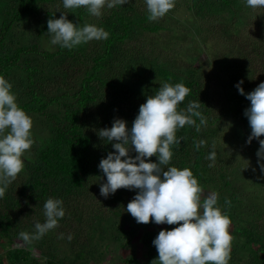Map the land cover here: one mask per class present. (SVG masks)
Instances as JSON below:
<instances>
[{"label":"trees","instance_id":"1","mask_svg":"<svg viewBox=\"0 0 264 264\" xmlns=\"http://www.w3.org/2000/svg\"><path fill=\"white\" fill-rule=\"evenodd\" d=\"M18 1L22 6L15 13V18L19 14L25 16L28 11H37L38 9L37 6L32 5V2L36 0ZM37 2H40L39 5L46 2L54 4L53 10H43L46 24L39 30L40 34L47 30L48 19L59 18L63 12L67 14V18L68 16H75L74 24L78 23L80 26L94 24L104 28L109 33V37L106 40H92L71 50L59 46V50L55 54L49 53L46 49L38 50L36 48L38 45L35 43L32 49L33 52L37 50L34 53H37L40 58L35 57L34 62L30 60V63L27 60L24 62L18 61L19 56L31 51V48L25 46L14 48L9 54H0V75L7 79L11 71L13 72L17 68L18 71L22 70L19 74L22 75L21 73H24L26 77V81L23 83L24 79L19 81V87L26 84L29 89L27 95L29 94L30 99L26 103H22L20 107L25 111L45 114L49 122L50 145L43 150L40 156L41 164L37 163L33 167L37 172V177H31V181L29 176L27 182L33 197H29V201H23V204L29 211L35 210L37 205H42V201L47 200L50 196L63 200L64 208L68 209V215L72 213V215L82 216L80 213L88 207L89 202H97L102 208L105 207L109 213L107 214L104 211L107 215L115 216L119 220L118 224L116 220H114L115 222L111 221L110 224H103V226L96 224V228L101 226L104 232L102 234L107 236V239H112L108 234L110 232L112 234L117 233L122 227L120 218L126 221L129 217L128 215H131L125 209L138 190L120 188L115 194H110L108 198L100 195V181L106 182V178L98 167L89 170V166L94 159L97 160L100 153L107 154L110 151H114V149L110 143H105L101 140L97 132L102 128L111 127L114 118L126 120L127 126L131 128L132 122L139 111L140 103L138 102L143 97L154 94L163 82L171 84L183 82L190 91L185 100L178 105V110L181 108L186 109L189 101H200V111L207 120V124L201 126L199 131L194 126L188 125L177 131V136L184 137V140L181 141L180 145L172 147L173 156L169 166L190 168L201 186L210 184L211 187L219 192H224L225 190L229 195H245L242 189L246 183L240 182L239 179L249 172V170H246L249 160L253 162L252 164L258 165V157L255 152V148L259 146L258 140L253 139L250 144L241 142L242 147L240 146V150L242 151L239 152L241 154H238L237 157H232L237 164H240L238 167L234 166L237 172L235 173V178H239V183L235 181V185L232 184L233 181L229 175L225 176L228 167H224V161L220 162V160L227 159L226 156L228 155L216 149L219 146L217 144L219 137H224V140H226L225 134L221 133V128L218 127V122L226 113L235 120L232 125L233 129L230 128L232 129L231 132L239 137L246 138L244 141H247L248 137L245 136L244 131L250 126L247 117L244 116V110L250 105V101L244 95L239 94L238 90L235 89L229 94L228 98L232 103L228 104L225 112H218L215 107L217 103L206 94L207 85H204V83L202 85L201 80L198 78L199 68L191 67L188 65L190 63H187V61L191 62L193 60L194 57L192 55L187 56L186 65H183L185 67L184 70L162 66L159 63L158 54L153 51L154 48H151L153 53L150 52L145 55L146 45L144 44L145 42H150V38H147L145 34H140L141 28L150 32H155L159 28L164 29L158 22H150L147 18L148 13L143 16L137 13V15H133L135 16L134 18H131L128 16L130 13L129 11L126 12L127 8L124 4L106 8L102 10L103 14L100 17H95L88 13L84 7L65 9L62 0H37ZM181 2L183 6L186 5L187 9L194 12L199 24L195 27L193 25V30L197 32V36L201 40L206 39V41H211L210 38L212 39L215 35V31L210 30L209 27L213 25V20L217 19L218 15L216 12L219 10L226 9L231 14V17L219 18V22L228 26L227 29L223 30L225 33L231 30L229 28L230 25L233 30V26L240 23V20L237 19L238 16H232L233 14L238 15L236 13L238 7L245 6L249 10L248 13L255 10L248 7L245 0H181ZM181 2L180 0H175V6L170 11L177 9ZM259 9L264 13V9ZM253 19L256 20L255 22L259 26L258 30L254 31L257 42L252 43L253 40L250 42L249 39H246L250 48L247 50L241 49L239 56L245 58L243 61L252 58V61L264 62V17L262 20ZM8 26L4 25V29H2L0 34H4ZM259 28H262V33ZM202 30H205V35H202L204 32ZM211 31H213L212 34L210 33ZM207 34H211V37ZM45 35L48 37L47 43H50L49 34L45 33ZM220 59L222 60V56ZM118 62L125 68V73L121 72L120 74L122 75L116 76L120 78L118 89H116L115 84L112 86L113 82H115L114 79L108 78L107 75L111 73V66L114 67ZM120 70L118 69V71ZM43 71L48 73L49 77L52 75L50 86H44V81L40 83L37 81V75L43 73ZM261 71L264 72V65ZM219 72L221 74V70ZM8 80L14 84L13 77L8 78ZM146 84L151 85L152 89H145L144 85ZM252 84L254 82H251V85H242L246 93L255 89L252 88ZM49 87L56 89V92L47 96L42 89H48ZM108 87L109 89H116V91L113 95L108 93L107 98L104 99L102 92L103 89H108ZM149 90H152L151 94L148 93ZM126 101L127 104L124 106L120 104V102ZM131 103L132 105H130ZM136 103L137 106L134 105ZM55 104L58 106L57 113H46L45 109ZM195 119L197 124H199V118ZM228 131L229 127L226 132ZM199 140H204L206 143L197 148L195 145ZM213 144L215 145L217 157L214 166L209 167L211 161L207 159V154L212 150ZM232 148L234 150L236 147ZM130 154L134 156L136 153L132 152ZM148 159L152 162H157L155 155ZM90 176L96 178L97 185L90 181ZM46 184H52L51 189L46 190L43 187ZM26 193L27 189L20 190L21 196ZM20 203L21 201L17 202L21 210H25L22 209L23 205ZM238 207L236 206L237 213H234V217L239 218V220L242 218V213H248L249 219L259 213L255 204L253 206L250 205L247 211H243L242 208L239 209ZM78 219L82 220L81 217ZM249 219L246 220L249 224L248 227L254 229L251 227L252 224ZM14 220L17 221V218ZM81 224L84 225V223H75L67 226L68 231H66V235L61 241H67V244L71 247L75 246V244L78 245V250L85 247L88 241L94 243L92 242L93 237L82 231L85 226L83 227ZM27 225L24 221L18 220V223H14L8 220V222L4 223V229L7 230L11 226L14 231L11 234L17 235L21 231L29 232ZM124 233L130 234V231L127 230ZM68 234L73 236L70 242L67 240ZM10 236V233H6V237L10 238ZM45 236L38 240L40 246L45 243ZM154 238L155 236L144 241L147 246V258L145 260L140 261L134 256H130L126 257L122 264H150L156 254V248L152 244ZM52 242H54V239H52ZM47 249L53 250L54 248L48 246ZM77 254L76 251L75 255ZM48 263L51 264L52 260H49Z\"/></svg>","mask_w":264,"mask_h":264},{"label":"rangeland","instance_id":"2","mask_svg":"<svg viewBox=\"0 0 264 264\" xmlns=\"http://www.w3.org/2000/svg\"><path fill=\"white\" fill-rule=\"evenodd\" d=\"M39 4L40 2H37V0L33 1L32 5L38 7L37 11L30 10L25 16L19 14V16L15 18L14 15L21 9L22 4L20 5L18 0H0V32L4 29V25H9L5 33L0 34L2 35L0 38V54H9L14 48L25 46L31 48V51L19 56L18 61L24 62L27 60L30 63V60L34 62L35 57L40 58L37 53H34L37 52V50L33 52L32 47L35 43L38 45L36 47L38 50L46 49V51L51 54H55L59 50V45L47 43L48 37L45 35L47 30L43 31V34L39 33V30L46 24L43 10H53L54 4L50 2ZM125 6L127 8L126 12L129 11L130 14H128V16L131 18H134L135 16L133 15H137V13L142 14V16L147 13L144 0H129V3L125 4ZM106 8L107 7L104 9ZM175 9L169 11L165 16L155 21L163 26L164 29L159 28L155 32H150L141 28V33H139L145 34L147 38H150V42H145L144 44L146 45L145 55L155 51V53L158 54L159 63L162 66L176 70H184L185 67L183 65H186L187 56L192 55V57H194L193 60L191 62L187 61V63H190L188 65L191 67L199 68L198 70L200 73L198 78L201 80L202 85L203 83L207 85L206 94L217 103L215 107L218 112H225L228 104L232 103L228 99L229 94L237 89L235 84L241 79L244 81L243 85H251V82H254L252 88H256L260 82H264V72L261 71L264 62H255L252 61V58L243 61L245 58L239 56L241 49L247 50L250 48L246 39H249L250 42L253 40L252 43L257 42L254 31L256 32L259 26L253 18L262 20L264 17V13L261 12L259 8L248 13L249 10L246 9L245 6L238 7V11L236 12L238 15L233 14L232 16H238L237 19L240 20V23L233 26V30L230 25L229 28L231 30L226 33L223 32V30L227 29L228 26L219 22V18L231 17V14L227 12L226 9L216 12L218 15L216 17L217 19L213 20V25L209 27L210 30L215 31L213 38H210L211 41H206V39L201 40L199 36H197V32L193 30L199 23L192 10L187 9L186 5L183 6L182 2L181 5L179 4L177 9ZM68 18L70 21L74 22L75 16H68ZM202 31H204L202 35H205V30ZM213 31L210 33L212 34ZM259 31L262 33V28H259ZM211 34L207 35L211 37ZM42 35L44 38H41ZM151 48H154V50L151 51ZM221 56L222 60L220 59ZM38 58L36 59L39 60ZM218 60L219 62H217ZM125 65L127 66V64ZM15 69V71H11L7 79L13 77L14 84H12V91L16 94L17 103L20 106L22 103H26L30 99V96L29 94L27 95L29 89L26 84L19 87V81L21 79H24L22 83L26 81L24 73L20 75L19 72H22V70L18 71L17 68ZM118 69L122 70L118 71ZM124 69L121 63L118 62L114 67L111 66V73L107 75L108 78L114 79L115 82H113L112 86L115 84L116 89H118L120 79L116 76L122 75L120 74L121 72L125 73ZM219 70H221V74ZM51 79L52 75L49 77V74L44 71L37 75V81L39 83L44 81L43 84L46 87L50 86L49 83ZM146 85H144L145 89H152L151 85ZM116 89H109V87L108 89H103L102 97L104 99L107 98L108 93L113 95ZM42 91L47 96H50L56 92V89L49 87L48 89H42ZM148 93L151 94L152 90H149ZM146 98L147 96L143 97L138 103H140V105L143 104ZM120 104L124 106L127 104V101L120 102ZM130 105H132V103ZM134 105L137 106V103ZM57 109L58 106L55 104L47 107L45 111L46 113L56 114ZM25 112L33 121V126L30 131L32 132L34 143L29 150H26L22 157L24 160V168L8 186L3 198H0V264H49V260H52L51 264H122L123 260L130 256H134L136 259L143 261L147 258L145 239L153 236L156 237L162 229L170 230L178 226L175 224H155L152 223L151 220L147 224H138L132 215H128L129 217L126 221L120 218L122 225L121 229L117 233L112 234L110 232L108 235H110L112 239H107V236L102 234L104 232L101 226L106 223L110 224L111 221L115 222L114 220H116L118 224L119 220H117L115 216L107 215L109 213L105 207L102 208L97 202H89L88 207L80 213L82 216L72 215V213L68 215V209L65 208L67 215L65 214L59 221L58 227L46 234L44 238L45 243L41 246L38 240L33 241L30 245L25 244L19 239L18 234H11L14 232L11 226L5 230L4 223L8 222V220L14 223H18V220L26 222L28 224L26 227L28 231L31 232L33 231L36 221L42 222L45 219L43 215V204L46 200L42 201V205H37L33 211H29L24 206L23 201H29V197H33V194L30 192L29 183L27 184V182L29 176L31 181V177H37V172L33 167H35L37 163L41 164L40 156L43 150L50 145L49 122L45 114L32 111ZM233 121L235 120L230 118L229 114L226 113V115L220 119V122H218V127L221 128V133L225 134L226 140H224V137H219L217 139V144L219 146L216 149L228 155L226 156L227 159L222 158L224 160H220V162L224 161V167H228L225 176L229 175L230 179L233 181L232 184L235 185V181L239 183V180L240 182L246 183L242 189L245 195H229L225 190L224 192H219L211 187L210 184H205L202 186L203 192L201 193V202L204 200L207 193L211 191L217 192L219 194L218 204L221 206L222 211H226L231 219L232 223L229 231L233 236V240L229 264H264V173H261L259 165H254L252 164L253 162L249 160L248 166L246 167V170H249V172L242 176L241 179L235 178V173L237 172L234 166L238 167L240 164H237L232 157H237L238 154H241L239 153L242 151L240 150V146L242 147L241 142L246 144V141H244L246 138L244 139L242 136L239 137L231 132L233 129ZM228 127L229 131L226 132ZM245 130L244 134L248 137L251 133V128L249 127ZM260 138L263 139L264 135ZM231 146H235L236 148L233 150ZM258 148L259 146L255 148V152H257ZM106 155V153H100L97 160L94 159L91 162L89 170L96 169L100 160L106 157ZM246 159L248 161L247 157ZM217 162L219 163V161ZM253 169H255V171ZM90 181L97 185V180L94 176H90ZM100 182L105 183L102 181ZM51 186L52 184H46L43 187L49 190ZM21 189H27V193L23 196L20 195ZM50 197L54 198V196ZM20 201V204L23 205L22 209L25 210H21L20 206L17 204V202ZM254 204L257 206V210H259L258 214L250 219L248 213H242V218L240 220L234 217V213H237L236 206H239V209L242 208L243 211H247V208L249 209L250 205L253 206ZM104 211H106L107 214ZM79 217H81L82 220L78 219ZM15 218H17V221L14 220ZM247 219H249V222L252 224L251 227L254 229L248 227L249 224L248 221H246ZM75 223H84V225L81 224L83 227L85 226L82 231L90 237H93L92 242L94 243L88 241L85 247L78 250V245L75 244V246L71 247L67 244V241H61L63 239L61 238V233L65 236L66 231H68L67 226ZM96 224L101 226L96 228ZM127 230L130 231V234L124 233V231ZM6 233H10V238L6 237ZM52 239H54V242L51 243ZM48 246L54 249L48 250ZM76 251L78 256L75 255ZM157 256L158 252L156 250L154 258Z\"/></svg>","mask_w":264,"mask_h":264},{"label":"clouds","instance_id":"3","mask_svg":"<svg viewBox=\"0 0 264 264\" xmlns=\"http://www.w3.org/2000/svg\"><path fill=\"white\" fill-rule=\"evenodd\" d=\"M127 3L129 0H62L65 9L84 7L95 17H100L105 7ZM144 3L149 21H157L175 6V0H144ZM245 3L253 9L264 8V0H245ZM47 33L51 45L69 50L109 37L104 28L94 24H74L63 12L59 18L48 19ZM243 83L241 79L235 87L250 101L244 110L251 128L246 143L258 140L257 164L264 173V139H260L264 135V82L247 93ZM12 88V83L0 75V198L24 168L22 157L34 143L30 131L32 118L17 103ZM189 91L183 82H163L139 106L131 128L126 120L114 118L111 127L97 132L98 137L114 149L98 164V169L106 177V182L99 186L100 195L108 198L120 188L138 190L125 209L138 224H147L151 220L155 224L178 225L170 230H160L153 239L158 256L151 264H229L233 240L229 228L232 222L218 204L219 194L211 191L201 202L203 188L191 169L169 166L172 147L184 140V137L177 136V131L185 125L194 126L199 131L207 124L200 111V101H189L186 109L178 110ZM195 118H199V124ZM205 143L199 140L195 146L199 148ZM132 152L136 154L133 156ZM153 155L157 162L148 159ZM216 157L213 144L207 154L211 161L209 167L214 166ZM65 214L63 200L49 197L43 204L44 221H36L32 232H19V239L30 245L58 227ZM61 238H64L63 233ZM72 239V234H68L67 240L70 242Z\"/></svg>","mask_w":264,"mask_h":264}]
</instances>
